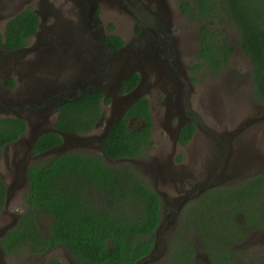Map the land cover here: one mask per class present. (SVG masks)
Segmentation results:
<instances>
[{"label": "trees", "instance_id": "trees-1", "mask_svg": "<svg viewBox=\"0 0 264 264\" xmlns=\"http://www.w3.org/2000/svg\"><path fill=\"white\" fill-rule=\"evenodd\" d=\"M178 4L183 15L201 25L199 61L192 70L207 68L218 73L228 63L234 46L227 34L218 39L222 34L212 27L227 20L238 29L240 45L252 63L256 94L264 103V0H178ZM38 19L31 9L11 18L5 33L0 31V49L28 45ZM106 42L112 51L122 45L117 35L106 37ZM135 80L127 78L123 91ZM4 86L15 88V78H7ZM103 98L102 91H91L65 102L58 109L54 127L91 132L104 114ZM133 112H141L140 117L146 120L139 133L129 127ZM151 126L149 101L141 98L108 131L103 142L106 155L114 160L142 155L144 146L147 149L152 142H148ZM195 128L194 123L185 125L179 133L180 142L186 143ZM26 129L22 118L0 117V157L3 147L18 140ZM61 143L59 132L47 131L36 138L31 155ZM28 178L29 187L23 194L27 210L2 240L7 252L33 243L31 250L38 253L64 246L85 264H136L152 250L162 219V200L133 164H111L101 154L76 148L32 161ZM6 195L0 174V211ZM44 216L51 218L45 231L40 226ZM176 230L168 257L156 264H193L198 256L197 242L212 264H243L237 246L264 233V171L238 187L218 186L204 193L182 213ZM187 231L192 232L190 237ZM51 262L59 264L56 258Z\"/></svg>", "mask_w": 264, "mask_h": 264}, {"label": "rangeland", "instance_id": "rangeland-1", "mask_svg": "<svg viewBox=\"0 0 264 264\" xmlns=\"http://www.w3.org/2000/svg\"><path fill=\"white\" fill-rule=\"evenodd\" d=\"M99 7L100 17L102 19L101 26L103 29L107 27V24H110L114 29L122 30V28H124L125 30H129L128 27H123V23H126L124 21L126 20V15L124 13V15H121L120 13L119 15H116L117 10L112 9L109 0H105L103 4H99ZM170 7L171 9H174V19L178 18L174 30L177 31L176 35L181 37L179 43L181 54L182 56L184 53L186 54L182 59L183 64L187 68L189 66L193 67L199 61L198 50L199 42L201 41V25L199 21L180 13L181 11L179 9L178 0H170ZM114 8L118 9L115 6ZM106 11L115 13L109 16L108 14H105ZM120 11L122 12L121 9ZM8 22H6V20L0 22V31L5 29V25L7 26ZM212 27L214 30L221 32L222 35H217L218 39L227 34L229 37V43L234 46V50L229 57L228 63L224 65L218 73L207 68L198 72L193 70L196 73H189L193 80V88L195 89L192 95L194 110L201 115V120L194 137L189 144L183 147L180 145L178 146V144L176 145L174 139L170 135V133L173 132V129L168 128L169 126L174 127L175 122H170L165 117L166 119H164L165 123L162 124L163 127L161 128V133L163 141H165L166 144L161 145L159 140H153V143L143 154L144 156L140 158L143 162L147 161L146 166L149 167L148 172L145 174L146 183L152 187L154 186L160 193L164 192L167 196H170L174 192L171 183L172 179L156 175L153 171L157 165H163V168H165L164 170H172V172H176V169L179 170L185 168L189 173L195 174L196 170H202V161L210 158V155H212V151H214L216 146H219V149L222 152L221 156H219L221 161L224 162L226 160V153L228 152L226 148L228 146H230V157L227 159V177L222 178L220 181L222 183L218 181L219 184L214 188L218 186L238 187L248 178L256 175L259 171H264V103L255 91L253 84V67L250 57L241 48L239 32L236 25L224 20L217 21ZM108 29H110V27ZM23 69L21 59L11 68L12 73L10 77L15 78L16 87L18 86L17 83H19V74L22 72L25 73ZM38 74L53 78V74H58V70L56 67H41ZM3 77L4 75L0 74V83L4 79ZM24 80L27 81L26 75ZM5 81L1 84L2 87H5ZM100 132L101 128H97L94 129L91 134L95 135ZM23 140L25 142L28 140L27 135ZM25 146V143H20L18 146H7L3 149V154L0 157V174L5 180L7 188L10 189V196L8 197L9 201H5L4 206L0 211V233L5 226L15 222V218L18 217V215L25 213L27 210L23 203L25 185L15 187L16 181L18 182L19 180L18 176H16V178L14 176L16 171L13 170L12 165L15 159L14 153L16 151L19 153V156L24 152L25 156L27 153ZM93 148L94 150L87 149L96 153L94 146ZM238 153H240L239 156H237ZM241 153H243V155H241ZM179 155H181V160H178ZM29 156L33 155L30 154ZM48 157L49 154L47 156L39 157L37 160L47 159ZM233 163L237 164V166L235 165V170L237 172L228 174L232 170ZM139 164L140 162L137 161L134 163V166L136 167ZM141 164L144 165L145 163ZM221 164L222 163H218V168L223 169L225 163L222 164V166ZM228 166L230 171H228ZM196 175L198 176L199 174L196 173ZM212 189L213 188L208 189L207 192ZM202 195L198 198H193L188 202V204L182 208L179 218H181L182 213L187 207L192 203L198 202ZM172 212L173 211L168 210L167 206L165 207V223L159 235L160 239H165L164 242L166 243V246H163L160 250L162 255L158 258L159 262L168 257L173 244L172 241L174 234L177 231H171L172 233L169 243L168 231L169 226L171 227L170 223L173 218ZM50 220L51 218L48 216L40 218V226L42 230L45 231L44 228ZM191 233L192 232H186L188 237L191 236ZM31 244L33 245V243ZM31 244H27V248H22V250L17 253L7 254V258H5L6 263L43 264L51 256L69 254L64 247L57 248L52 251V253L41 252L40 254H35L32 253ZM196 244L198 245V256L193 264H206L204 261L205 255L202 252L203 245L199 242ZM13 249H16V247H13ZM237 249L243 264H264V233H259L254 238L240 243V245L237 246ZM43 256H45V259Z\"/></svg>", "mask_w": 264, "mask_h": 264}, {"label": "flooded vegetation", "instance_id": "flooded-vegetation-1", "mask_svg": "<svg viewBox=\"0 0 264 264\" xmlns=\"http://www.w3.org/2000/svg\"><path fill=\"white\" fill-rule=\"evenodd\" d=\"M104 1L105 0H0V6H2L0 7V22L7 20L10 16H14V12H18L20 14L28 9H31V11L39 18V24L36 31L30 36V38H28V43H31L38 34L56 36L58 32L65 31L66 27H69L68 30L72 27L77 29V24H83L84 27L80 31V34L73 35L74 39L78 38V44L87 48V58L92 59L95 57L104 60L102 64L103 70L100 74L104 76L105 90H96L102 91L104 94V98L101 103V112L104 114L102 115L100 121L95 125L94 129L101 128L100 133H102V128L105 125V118L111 114L110 111L111 107L113 106L112 102L116 101L118 97L132 92L136 89V87H139L141 88L140 97L124 110L120 119L141 98H146L149 101V113L152 119V126L150 128L148 140L149 143L152 141L150 145L153 143V140H159L161 145L166 144V142L163 141L161 133V128L163 127L162 124L165 123L164 119L166 118L170 122H175L174 127L169 126L168 128L173 129V132L170 133V135L174 139L176 145L178 144V146L180 145L183 147L189 144L194 137L201 120V115H199L194 110L192 95L195 89L193 88L192 77L189 75L191 72L196 73L198 71L194 72L192 70V68L195 66V62L193 67L189 66L188 68L183 64L182 59L186 54L184 53L182 56L179 49L181 37L176 35L177 31L174 30L176 28L178 18L174 19V9H171L170 7V0H109L112 9L117 10L116 15H119V13L121 15H126V20H124L126 23H123V27H128L129 30H125L124 28H122V30L114 28L110 30L108 29L110 24H107L105 29L102 28L99 4H103ZM114 6L118 9L114 8ZM113 13L111 11L105 12V14H108L109 16H111ZM86 15L89 17L87 19L89 24L87 25L84 24ZM120 18L125 19L123 17ZM110 35H117L122 40V45L118 46L114 51L109 49L106 42V37ZM200 46L201 41L199 42L198 57ZM70 62H72V60H70ZM111 67H113L114 71H111ZM223 67L224 65L221 68ZM118 68H125L126 77L122 81L117 92L111 94L109 93L111 90L110 87H112V85L115 83L117 75L119 74L116 70ZM131 76L136 79V82H134L130 88L128 87L127 90L123 91L124 82ZM0 87H2V85ZM1 97L2 96H0V109L3 106V100ZM105 99H108L109 101L106 102ZM27 107L28 104H25L24 108ZM57 115L58 114H56L53 119V127L56 122ZM140 115L141 112H133L129 117V127L132 128V132L139 133L146 125V120L142 119ZM0 117H7V115L0 114ZM190 123H194L196 128L194 129L191 138L183 144L179 140V133L185 125ZM93 130L89 133L76 134H91ZM65 132L70 134L73 133L70 131ZM26 135L27 134L25 131V133L22 134L18 140L9 143L16 146H18L20 143H25L26 145L25 150L27 153L25 156L24 152H22L20 156L17 151L14 153L15 159L12 165L13 170L15 171L19 170L20 172L23 163H26L27 166H29L30 163H32V161L36 160L37 158L47 156L45 154H48L51 150L56 151L55 153H50V155H56L76 148L85 150H88L87 148H89L94 150V146L96 149L95 152L103 155L99 149L102 146L104 139L102 142H100V140L95 137L94 139L84 143L79 142V145L73 138L66 140L62 138L61 144L45 151H41L36 155L29 156L32 153L33 147L30 148L28 142L23 140ZM9 144H6L3 149H5ZM150 145L147 147V149L150 147ZM147 149L145 145L143 154L147 151ZM143 154L142 156L140 155L138 157L119 158L116 160L112 159V162H110L107 158H105V160L111 164L125 161L134 165L135 162H140V164L136 167L139 169L143 179L146 181L145 174L148 172L149 167L146 166L147 161L143 162L140 159L144 156ZM179 157H181V155L178 156V160ZM141 163L145 164L143 165ZM163 167V165H157L153 172L160 177L169 178L170 176L168 173L170 171L172 172V170H164L165 168ZM21 176L24 177V175ZM18 180L19 181H16L15 183V187L25 185V192L29 187V178L21 179L18 177ZM152 188L156 190L161 198L166 197L164 192L160 193L154 186ZM191 200L192 198L189 199L186 204H188V202ZM23 203H25L24 200ZM163 208L165 207L163 206ZM167 208L169 211H174L176 209L175 207L171 206H167ZM24 214L25 213H22L15 218L16 221L15 223H12L13 226L18 225L19 220ZM10 226L11 225L4 228L3 233L5 232V234L2 237L0 236V264H7L5 258H7V254H12L7 252L5 247L2 245V240L7 237L9 233L8 231L13 227ZM62 247L64 246L56 247L54 250ZM22 248H27V243L23 247H18V251L14 253L19 252L22 250ZM32 248L33 245H31V249ZM52 251L47 253H52ZM32 253L40 254L34 251H32ZM43 257L45 259V256ZM52 258H56L59 264H85L84 261L77 258L70 252L69 254L67 253L51 256L43 264H53V262H51ZM204 261L206 264H212L210 258L206 255Z\"/></svg>", "mask_w": 264, "mask_h": 264}, {"label": "water", "instance_id": "water-1", "mask_svg": "<svg viewBox=\"0 0 264 264\" xmlns=\"http://www.w3.org/2000/svg\"><path fill=\"white\" fill-rule=\"evenodd\" d=\"M14 13L15 15L12 17H15L19 14L18 12ZM10 17L6 20V22L12 18ZM88 18V15H86L84 19V24L86 25L89 24L87 21ZM83 27V24H77V29L72 27L68 30L69 27H66L65 31L58 32L56 36L38 34L35 36L31 44L29 43L20 49H0V74L4 75L2 82L5 81V78L10 77L12 73V66L17 61H20V59L21 65L23 66V70L25 72L19 74V83H17V87L13 89L0 87V96H2L1 98L3 100V106L0 109V114L19 117L26 121V134L28 138L27 142L30 148L33 147L36 138L47 131H57L65 140L73 138L76 140L78 145L79 142L84 143L94 139L95 137L98 138L100 142H102L113 124H115L118 119H120L124 110L134 103L141 95V88L136 87V89L132 92L124 96H120L116 101H113V106L111 107L110 111L111 114L105 118V125L102 128V133L100 134H70L65 131L57 130L52 126L54 121L53 119L62 104L69 100L76 99L80 95L91 91L105 90L104 76L100 74L103 70L102 64L104 60L95 57L92 59L87 58V48L85 46H80L78 44V38L74 39L73 37V35L80 34V31ZM5 29L2 30L3 34L5 33ZM70 60H72V62H70ZM41 67H56L58 74H53V78L39 75L38 72L40 71ZM110 69L111 71H114L113 67ZM116 70L119 74L117 75L115 83L112 85V87H110L111 90L109 93L111 94L117 92L122 81L126 77L125 68H118ZM25 75L27 81L24 80ZM2 82L0 83V86ZM25 104H28L27 108H24ZM10 145L12 144L7 146ZM226 150L228 152L226 153V160L223 162L221 159H219V156H221L222 152L220 151L219 146H216L214 149L216 154L214 151H212L210 158H208V160L204 159L202 161V170H196V173L199 174L198 176L196 173H189L185 168L179 170L176 169L177 171L172 172L173 174L171 171L168 173L170 176L169 178L172 179L171 183L173 186L171 184L170 185L173 187L174 192L170 196L168 195L169 197L166 195V197L161 198L162 207L171 206L176 208L172 212L173 218L172 222L170 223L171 227L169 226V243L172 233L171 231L175 232L177 229L179 214L181 213L182 208L185 206L187 201L191 198L193 199L200 197L202 194L207 192L208 189L217 186L222 178L227 177L226 168L228 165L227 159L230 157V146H228ZM55 151L56 150H51L48 154L50 155V153H55ZM99 151L105 156V158L112 162V159L109 158L104 151L103 142ZM48 154L46 153L45 155ZM239 155L240 153L237 154V156ZM241 155H243V153H241ZM218 163H225L224 168H218ZM235 165L237 166V164L233 163L231 171L228 166V171H230L228 174L237 172L235 170ZM21 175H24V177ZM14 176L15 178L18 176L21 179H28L27 164L23 163L20 172L19 170H16ZM7 189L8 194L6 201L10 196V189ZM164 216L165 208H163L162 211L161 223L156 230V239L152 250L147 256L141 258L136 264H155L157 263L158 258H160L162 255L160 250L163 246H166V243L164 242L165 239H160L159 233L161 232L165 223ZM9 225L13 226L12 223ZM9 225L5 226L4 228L8 227ZM3 230L0 233L1 237L5 234V232L3 233Z\"/></svg>", "mask_w": 264, "mask_h": 264}]
</instances>
